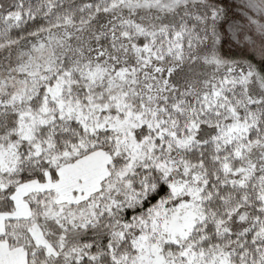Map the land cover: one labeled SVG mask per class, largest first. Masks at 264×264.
I'll use <instances>...</instances> for the list:
<instances>
[{
	"label": "snow or ice",
	"instance_id": "6c2138e0",
	"mask_svg": "<svg viewBox=\"0 0 264 264\" xmlns=\"http://www.w3.org/2000/svg\"><path fill=\"white\" fill-rule=\"evenodd\" d=\"M0 264H264V0H0Z\"/></svg>",
	"mask_w": 264,
	"mask_h": 264
}]
</instances>
